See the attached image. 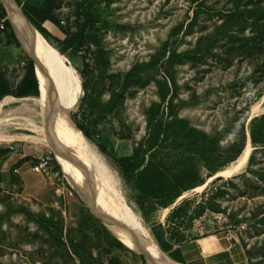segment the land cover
Listing matches in <instances>:
<instances>
[{
  "label": "rangeland",
  "instance_id": "1",
  "mask_svg": "<svg viewBox=\"0 0 264 264\" xmlns=\"http://www.w3.org/2000/svg\"><path fill=\"white\" fill-rule=\"evenodd\" d=\"M53 15L59 26L44 23L46 37L25 19L77 72L82 96L71 116L89 133L86 154L105 165L159 249L178 264H213L185 261L183 252L214 236L230 264H264V119L252 122L264 115V0H56ZM10 34L0 19V120L8 121L0 123V264H144L93 216L43 136L26 126L47 129L39 83L38 96H16L30 60ZM153 118L171 124L204 183L183 197L181 225L115 161L133 154ZM243 143L237 160L213 173ZM217 176L224 181L214 184Z\"/></svg>",
  "mask_w": 264,
  "mask_h": 264
},
{
  "label": "bare ground",
  "instance_id": "2",
  "mask_svg": "<svg viewBox=\"0 0 264 264\" xmlns=\"http://www.w3.org/2000/svg\"><path fill=\"white\" fill-rule=\"evenodd\" d=\"M1 1L5 4L4 8L9 16L7 19H10L8 21L22 34L24 44L31 49L37 60L36 77L41 98L36 104L42 110L47 129H39L34 124L28 125V122L26 126L31 128L30 132L43 136L45 145L48 143V147L59 159L64 178L78 198L118 240L140 253L144 259L147 257L148 264H178L159 249L141 219L115 188L105 165L98 161L99 158L94 153L86 154V138L71 116L77 111L82 96L77 72L62 64V59L55 50L44 43L35 27L20 13V7L18 9L12 0ZM0 121L8 123L7 120ZM31 137L27 139L31 140ZM251 151L247 147L239 161L240 165L246 164Z\"/></svg>",
  "mask_w": 264,
  "mask_h": 264
},
{
  "label": "trees",
  "instance_id": "3",
  "mask_svg": "<svg viewBox=\"0 0 264 264\" xmlns=\"http://www.w3.org/2000/svg\"><path fill=\"white\" fill-rule=\"evenodd\" d=\"M43 1L45 6L39 8L29 3L21 4L20 0H15L30 23L45 36L42 25L48 22L58 27L59 21L53 15L56 0ZM0 19L5 20V26L10 30L11 38L17 42L7 19L6 11L3 8L1 9ZM83 35L84 32L81 30L75 37L81 36L82 39ZM75 41L76 39L72 38L71 42L74 43ZM81 47L82 45H79L75 49ZM38 87L34 64L30 61L26 75L17 88L16 96L18 98L38 96ZM263 119L264 115L259 119H253L252 122L257 123ZM81 130L82 133L89 136L87 130ZM171 130L172 126L170 123L160 122L156 118L149 120L146 136L137 144L133 154L115 159V161L126 175L131 176L136 181L141 191L151 198L154 204L163 209L173 208L169 214L170 219L177 221L178 225H181L184 223L185 217H187V211L184 207L190 202L189 199L183 197L191 191L204 186V183L199 178L198 169L194 162L195 159L188 156L185 151L179 150L184 146V142H181L182 139H179L176 135H172ZM251 141L254 145L258 144L254 131L251 133ZM245 144H240V151L236 152V155L232 156L229 161L216 166L213 173L220 171L227 164L237 160L242 154ZM220 181H224L222 177L216 178L214 184ZM207 191L208 188L206 189ZM178 200H181L179 202L180 205L176 204ZM198 210L199 217H202L205 210L202 202L197 205L196 211Z\"/></svg>",
  "mask_w": 264,
  "mask_h": 264
},
{
  "label": "crops",
  "instance_id": "4",
  "mask_svg": "<svg viewBox=\"0 0 264 264\" xmlns=\"http://www.w3.org/2000/svg\"><path fill=\"white\" fill-rule=\"evenodd\" d=\"M205 241H206L205 245H207L206 249L203 246V243ZM191 245H192L191 248L183 252V258L185 259V261L188 260H189L188 262L195 261L194 259L197 258V255H199L201 257H208L210 259L212 258L213 264H230L229 261H231L232 258L228 257L226 254V252L229 251V248H227L226 247L227 245L220 242L214 236L202 240H198ZM196 246H200V249L197 248Z\"/></svg>",
  "mask_w": 264,
  "mask_h": 264
},
{
  "label": "water",
  "instance_id": "5",
  "mask_svg": "<svg viewBox=\"0 0 264 264\" xmlns=\"http://www.w3.org/2000/svg\"><path fill=\"white\" fill-rule=\"evenodd\" d=\"M4 9H5V8H4ZM5 11H6V10H5ZM6 13H7V11H6ZM9 23H10V26H11V28H12V31H13V33H14V35H15V37H16V40H17L18 44L20 45L21 49L23 50V52L25 53V55L28 57V59H29L30 61L33 62V64H34V68H35V75H36V65H37V60L34 58L32 52H31V49L28 48V47L24 44L23 39H22V34L16 30V28L14 27V25L12 24L11 21H9ZM218 177H220V176H217L216 178H218ZM216 178H215V179H216ZM145 260H147V257H145Z\"/></svg>",
  "mask_w": 264,
  "mask_h": 264
},
{
  "label": "built area",
  "instance_id": "6",
  "mask_svg": "<svg viewBox=\"0 0 264 264\" xmlns=\"http://www.w3.org/2000/svg\"><path fill=\"white\" fill-rule=\"evenodd\" d=\"M36 170H38V168H36ZM226 238H227L228 240H231V239H232V237H231L229 234L226 235Z\"/></svg>",
  "mask_w": 264,
  "mask_h": 264
}]
</instances>
